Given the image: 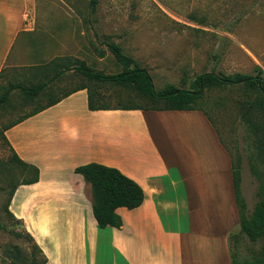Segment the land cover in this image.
<instances>
[{
  "label": "crops",
  "instance_id": "obj_1",
  "mask_svg": "<svg viewBox=\"0 0 264 264\" xmlns=\"http://www.w3.org/2000/svg\"><path fill=\"white\" fill-rule=\"evenodd\" d=\"M37 13L36 0H0V79L31 49ZM149 111H91L87 90H80L5 130L11 152L39 170L37 183L16 188L10 211L46 264H233L236 250L249 253L233 160L217 144L211 121L197 111H155V119L186 117L187 139L210 136L198 144L190 164L171 163L149 125ZM194 118L203 126L196 128ZM92 163L120 170L145 191L139 208L117 210L121 229L98 227L92 188L75 172ZM245 183L243 178L246 199Z\"/></svg>",
  "mask_w": 264,
  "mask_h": 264
},
{
  "label": "rangeland",
  "instance_id": "obj_2",
  "mask_svg": "<svg viewBox=\"0 0 264 264\" xmlns=\"http://www.w3.org/2000/svg\"><path fill=\"white\" fill-rule=\"evenodd\" d=\"M36 1L39 22L36 33L29 36L32 47L21 54V65L8 78L4 75L0 79V98L13 85L32 87L50 81L68 60L71 65L77 66L74 62L79 61L105 75L121 72L108 42L120 45L147 69L157 91L168 86L189 89L196 77L205 73L255 75L257 67L264 70V0ZM82 86L96 90L101 103L112 109L130 104L148 110L163 106L130 88L99 87L78 69L66 72L51 85L50 93L33 101L20 90L13 91L9 102L0 107V264L40 259L26 237L28 232L7 211L12 192L31 179L33 171L11 161L4 132L47 106L51 99H62ZM256 97L239 87L207 89L200 109L195 110L202 119L211 121L218 134L217 144L224 145L233 162L241 160L242 181L246 180L244 199L250 212L264 188V116L252 107L254 104H248ZM155 114L148 112L149 125L169 162L190 164L198 144L202 139L207 143L210 136L187 139L190 125L186 117L165 114L155 119ZM193 121L196 128L203 126L199 119ZM263 246L264 239L253 244L246 236L249 253L236 250L237 262L251 260Z\"/></svg>",
  "mask_w": 264,
  "mask_h": 264
},
{
  "label": "trees",
  "instance_id": "obj_3",
  "mask_svg": "<svg viewBox=\"0 0 264 264\" xmlns=\"http://www.w3.org/2000/svg\"><path fill=\"white\" fill-rule=\"evenodd\" d=\"M95 3L96 0H93V4ZM107 46L113 53L117 62L121 65V72L113 75H105L100 72H94L90 67L86 66V64L79 61L74 62V64L78 63L77 66L71 65V61L68 60L58 68L57 72L50 81H46L32 87L22 84L11 86L0 98V107L6 105L9 102L11 93L15 90H20L28 101H33L39 96L50 93L51 85L57 79H59L69 70L78 69L90 82L99 84V87L111 85L115 87L130 88L139 95L148 98L151 102L155 104L160 103L163 105L160 108H153L152 110L154 111L199 110L200 101L204 99L205 91L207 89H220L226 87L244 88V90L257 96L255 101L248 104H254L252 107H255L257 112L264 116V70L261 67L256 68L255 75L236 74L233 76H222L215 73H205L198 75L189 89H179L174 86H168L162 91H157L153 82V78L147 69L140 67L132 57L128 56L124 52L120 45L113 42H108ZM80 90H87L88 108L91 111H149L148 109H144L133 104L121 105L119 108L112 109L109 106L101 103L99 98L101 96L96 90H93L91 87L82 86L76 88L62 99H51L47 106L40 107L34 113L23 117L12 126L25 121L29 117H32L41 111L53 107L63 99ZM248 108H250V106H248ZM262 152L264 153V142L262 145ZM11 161L25 168L26 170L33 171V177L23 181L21 184H34L39 181V170L37 168H29V166L21 161L14 153H12ZM239 161L237 163L233 162L232 173L235 199L239 210L241 233L246 235L252 243H257L261 239H264V188L263 191L259 192V196H261L260 201L257 203L254 210L249 213L241 188L242 167L241 160ZM75 172L76 174L82 175L85 182L92 188L93 212L100 229H105L107 227L121 229L123 226V219L117 213V210L119 208L134 210L139 208L145 201V191L143 188L116 168L92 163L78 167ZM16 188L11 194V198L7 207L9 215L14 217V219H16V217L10 211V203ZM16 221L21 224L19 220L16 219ZM1 227L2 226L0 224V228ZM16 235L19 238L21 237L20 234ZM26 237L31 243H33L34 248L40 254V259H32L30 261L26 260L24 261V264H46L47 258L39 249L33 237L29 233L26 234ZM233 264H264V246L262 247L261 252L255 254L251 260L237 262L235 258L233 260Z\"/></svg>",
  "mask_w": 264,
  "mask_h": 264
},
{
  "label": "bare ground",
  "instance_id": "obj_4",
  "mask_svg": "<svg viewBox=\"0 0 264 264\" xmlns=\"http://www.w3.org/2000/svg\"><path fill=\"white\" fill-rule=\"evenodd\" d=\"M128 118H129L130 121H134V122L139 121L138 117H136V116H131V117H128Z\"/></svg>",
  "mask_w": 264,
  "mask_h": 264
}]
</instances>
